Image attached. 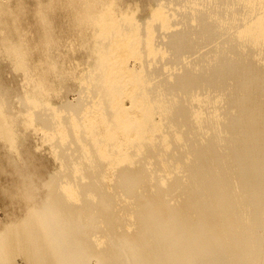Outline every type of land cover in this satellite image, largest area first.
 Wrapping results in <instances>:
<instances>
[{"label": "bare ground", "instance_id": "1", "mask_svg": "<svg viewBox=\"0 0 264 264\" xmlns=\"http://www.w3.org/2000/svg\"><path fill=\"white\" fill-rule=\"evenodd\" d=\"M0 145V264H264V0H0Z\"/></svg>", "mask_w": 264, "mask_h": 264}, {"label": "rangeland", "instance_id": "2", "mask_svg": "<svg viewBox=\"0 0 264 264\" xmlns=\"http://www.w3.org/2000/svg\"><path fill=\"white\" fill-rule=\"evenodd\" d=\"M26 1H27V5H29V6L32 7L33 0H26ZM130 2H128V3L131 4V6L132 5H133V7L134 6H137V4L135 2H131V3ZM143 12L144 11H142V10H138V14H139V17L140 18L145 17V15H147L145 13L146 11L144 12V14H143ZM33 13H34L33 10L32 11H26L25 13H23L22 14L23 20L25 22L32 23L33 22L32 21V15H33ZM27 31H29V30H26L25 31L28 36L35 37L34 36V33L33 34H30V33H27ZM70 43H71V46H70ZM73 43H74L73 40L71 38H68V39H66L64 41L63 46H62V50L64 51V54L66 53V54H68L71 57V58H68L66 60L67 62H64V67H68L67 68V71H69V69L75 70V68H79L77 70H81V69H83V68L86 67V66H84L82 64L81 61H78V59H76V58H78V56H77L78 54H77V51L75 49L76 46ZM70 54H72V55H70ZM130 61L129 62L132 65H134V63H135V62L133 63L134 60L131 59ZM79 62H81V63L79 64ZM19 77H20V82L22 83L23 82L22 76H19ZM69 78L67 79L68 80L67 81L68 82L67 83L68 84V89H66V91H64V95H65V97L69 98L70 101H76V99H77V93L76 92L78 90V88H77L78 82L75 79H72L71 77H69ZM56 101H58V100H56ZM126 104H127V107H128L129 104H130L129 101ZM40 136H41V138H40ZM32 137H33L32 138V141L29 144H30V146L33 145L34 146V150L37 152L36 153V162L39 163L40 166L42 164L41 167L43 168L42 169L43 170V173L47 174L49 172L54 171V169L58 168L59 163H58V161L55 162L56 159L53 158L54 155H53L52 150L50 149V143L48 144L47 141H46V139L43 138V134L41 135V130H40V132H38V134H36V135H34ZM41 139L44 140V141H42ZM44 142H46V144ZM36 144H38V145H36ZM5 154H6V149L5 148L3 149L1 147V145H0V222H1V224H5L6 222L9 221L8 218H7L8 217L7 215H10L11 216L12 215V212L14 214V210L12 209L13 206L11 205V201L8 198L7 194L4 192L6 190L5 188L9 187L11 185L10 182H12L11 172L8 169L5 172H2V170H1L6 165V162H5ZM7 178H8V180H7ZM8 204H9V206H8ZM15 208H16V214L17 215L20 214V211L22 209H19L18 207H15L14 206V209ZM16 264H26V263H25V260L23 258L21 260V257H17L16 258Z\"/></svg>", "mask_w": 264, "mask_h": 264}]
</instances>
